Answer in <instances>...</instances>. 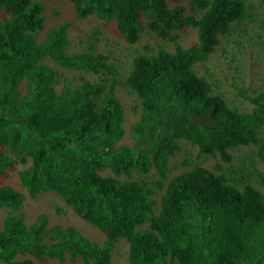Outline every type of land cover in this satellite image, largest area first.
<instances>
[{
    "label": "trees",
    "instance_id": "trees-1",
    "mask_svg": "<svg viewBox=\"0 0 264 264\" xmlns=\"http://www.w3.org/2000/svg\"><path fill=\"white\" fill-rule=\"evenodd\" d=\"M80 17L95 14L115 19L120 35L135 43L147 27L174 43L173 52L138 55L126 83L141 99L142 112L130 133L134 145H118L124 108L115 81L72 85L63 79L55 90L56 72L41 64L49 57L67 68L114 75L105 55L92 45L68 53V22L49 28L41 42L35 34L45 24L42 0H0V176L13 165L3 150L19 148L30 165L19 177L30 198L53 191L84 220L105 234L101 245L72 226H48L45 213L30 225L22 213L26 195L0 186V208L11 211L0 229V264H35V260L79 258L81 264H112L119 239L129 245V264H264V194L250 184L242 189L204 167L175 175L166 185L158 215L154 187L121 181L134 171H157L159 187L178 140L197 145L201 154L258 146L264 168V93L239 94L253 104L250 112L230 108L192 69L213 53L219 37L246 17L243 0H190L195 17L168 0H70ZM264 6V0H261ZM197 28V43L183 48L171 32ZM264 26V21H263ZM23 83L24 93L20 85ZM112 176H103L101 169ZM148 228L139 229L143 224Z\"/></svg>",
    "mask_w": 264,
    "mask_h": 264
},
{
    "label": "rangeland",
    "instance_id": "rangeland-1",
    "mask_svg": "<svg viewBox=\"0 0 264 264\" xmlns=\"http://www.w3.org/2000/svg\"><path fill=\"white\" fill-rule=\"evenodd\" d=\"M45 16L44 28L35 34L38 42L44 38L45 32L61 23L68 22L67 37L68 53H76L87 50L92 45L95 50L106 56L108 64L115 71L114 75L93 73L83 69L67 68L56 63L49 57H43L41 64L51 67L56 72L55 90L60 91L63 79L71 80L72 85L81 79L90 82L115 81V94L124 108L123 136L118 145H134V139L130 133L131 126L137 123L142 112L141 99L127 85L126 80L133 68L134 58L138 55H154L159 50L173 52L174 43L169 39L160 38L147 27V19L141 15L143 30L137 42H127L118 32L115 19L104 20L95 14L86 17L78 16L75 6L70 0H42ZM246 6V17L231 25L227 35L219 37V42L205 61L193 64L194 72L207 80L212 93L224 98L230 108L240 112H250L253 104L243 98L239 91L250 96L264 93V6L261 0H243ZM176 3L168 0L167 6L173 7ZM178 4L185 8L187 14L200 17L202 12H193L190 9V0H181ZM0 12V20L5 18ZM177 36V42L187 48L197 43V28L184 26L171 32ZM21 94L24 93L23 83L20 85ZM259 139H264V127L260 130ZM178 151L169 157L167 177L157 187L156 182L160 177L152 168L147 174L136 171L130 177L120 176L121 181H143L154 187L153 199L154 211L158 215L161 201L165 194L166 185L171 178L184 171L201 166L216 175L224 177L237 188L242 189L245 184H250L264 194V168L258 157V146L238 145L230 147L229 161H224L218 153L201 154L197 145L190 141L178 140ZM13 159V165L6 169L0 176V186L8 185L16 191L26 195L22 213L25 223L30 225L37 215L45 213L48 217V226L59 225L61 227L72 226L83 235L101 245L105 234L97 227L81 218L71 206L55 192H41L33 198L27 195L26 189L21 185L20 173L31 163L20 160L19 148L14 151L3 148ZM103 176H112L109 169H101ZM11 210L7 207L0 208V229L6 215ZM148 228L143 224L139 229ZM129 245L127 240L119 239L112 251V264H129ZM35 264H81L79 258L66 259L59 262L55 259L35 260Z\"/></svg>",
    "mask_w": 264,
    "mask_h": 264
}]
</instances>
